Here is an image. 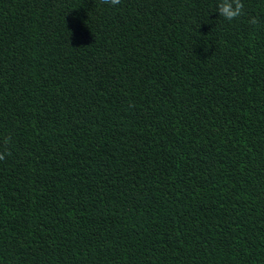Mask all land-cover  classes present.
<instances>
[{"label":"trees","instance_id":"1","mask_svg":"<svg viewBox=\"0 0 264 264\" xmlns=\"http://www.w3.org/2000/svg\"><path fill=\"white\" fill-rule=\"evenodd\" d=\"M241 2L0 0V264H264V0Z\"/></svg>","mask_w":264,"mask_h":264},{"label":"clouds","instance_id":"2","mask_svg":"<svg viewBox=\"0 0 264 264\" xmlns=\"http://www.w3.org/2000/svg\"><path fill=\"white\" fill-rule=\"evenodd\" d=\"M105 4L115 7L121 3V0H104ZM244 5L241 0H220L217 6L216 13L219 14V18H223L227 21H233L243 14ZM10 139L5 143H10ZM6 155H10L7 150L0 151V160H4Z\"/></svg>","mask_w":264,"mask_h":264}]
</instances>
